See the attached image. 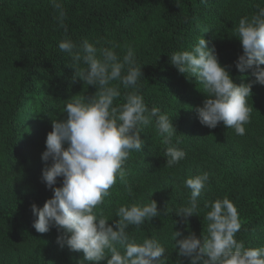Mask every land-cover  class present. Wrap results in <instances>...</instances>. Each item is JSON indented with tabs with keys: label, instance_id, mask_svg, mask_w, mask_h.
Segmentation results:
<instances>
[{
	"label": "trees",
	"instance_id": "1",
	"mask_svg": "<svg viewBox=\"0 0 264 264\" xmlns=\"http://www.w3.org/2000/svg\"><path fill=\"white\" fill-rule=\"evenodd\" d=\"M59 2L66 12L63 24L58 21L57 10L50 0H0V264L82 261L75 252L69 256L66 245L63 250L57 244L59 233L55 228L43 234L37 232L33 227L36 217L31 210L33 203L42 207L53 194L41 178L46 165H39L52 120L60 119L65 104L76 94L96 89L79 78L74 79L71 58L58 48V42L65 36L76 43L84 39L90 43L99 41L97 47L116 45L121 56L128 46L133 47L137 61L143 64L141 92L145 103L172 116L177 133L171 142L187 154L179 164L169 168L165 157L168 145L154 126L144 128L140 133L144 140L142 152H133L126 161L127 185L117 179L98 208L110 218L108 223L118 219L115 211L122 204L155 200L158 208H163L161 216L139 229L130 226L128 231L137 241L158 239L166 248L167 264L178 261L187 264V259L175 251L172 231L206 234L204 203L226 196L237 207L242 224L236 239L246 247L264 246V170L198 197L199 216L189 217L186 224H174L180 218L173 211L187 202L190 190L182 184L174 195L167 188L176 175H184L198 164L214 165L215 142L229 136L243 138L264 122V85L254 83L248 101L253 107L251 121L243 136L222 123L215 128L202 125L196 108L206 98L200 91L203 86L195 78L179 73L170 63L169 55L190 49V40L196 35L195 18L201 14L207 29L202 37L215 47L220 63L229 67L234 82L254 80L250 71L241 73L234 65L243 50L234 36L241 15L233 12L251 15L257 6L264 7V0H254L244 12L237 10L238 0ZM16 134L20 137H15ZM61 183L62 178H58L56 186ZM128 186L132 188V196L128 194ZM160 190L167 193L165 199L151 196Z\"/></svg>",
	"mask_w": 264,
	"mask_h": 264
},
{
	"label": "clouds",
	"instance_id": "2",
	"mask_svg": "<svg viewBox=\"0 0 264 264\" xmlns=\"http://www.w3.org/2000/svg\"><path fill=\"white\" fill-rule=\"evenodd\" d=\"M50 2L63 24V5L59 0ZM234 36L243 50L234 65L241 73L250 71L254 80L248 83L234 82L229 67L220 63L215 47L202 36L190 49L168 55L179 73L195 78L203 86L200 91L206 98L196 108L200 123L209 128L222 123L243 136L253 110L248 102L252 86L264 85V7L257 6L253 14L242 16ZM98 44L87 39L76 43L67 36L58 42L59 50L73 62L74 79L94 86L96 91L92 96L80 95L68 101L63 110L65 118L52 120L41 154L46 164L41 178L53 194L42 207L31 205L36 217L33 227L42 234L55 228L58 245L83 253L81 264L105 260L106 264H167L166 248L158 239L137 241L128 231L130 226L139 229L161 216L163 208H158L155 200L120 205L115 211L118 219L112 224L98 208L117 179L127 185L126 161L133 152H142L144 140L140 133L144 128L154 126L168 145L165 157L169 168L187 154L171 142L177 133L172 116L145 103L141 92L143 64L137 61L133 47L128 46L121 56L116 51L118 46L97 47ZM58 178L62 183L57 187ZM209 183L207 172L185 179L190 195L184 205L173 211L180 218L174 224H186L189 217L199 216L198 197ZM128 194L133 195L130 186ZM204 208L206 234L172 231L178 256L186 258L187 264H264V246L246 247L236 239L242 224L234 202L225 196L205 202Z\"/></svg>",
	"mask_w": 264,
	"mask_h": 264
},
{
	"label": "rangeland",
	"instance_id": "3",
	"mask_svg": "<svg viewBox=\"0 0 264 264\" xmlns=\"http://www.w3.org/2000/svg\"><path fill=\"white\" fill-rule=\"evenodd\" d=\"M236 5L237 10L244 12L252 5L254 0H238ZM233 15H241L234 11ZM203 18L198 15L195 20V26L193 31L196 32V35L190 40V48L194 45L199 36H204L206 26L204 27ZM235 30V28H234ZM203 31V32H202ZM96 89H90L87 92H80L76 96L84 95L86 97L94 95ZM75 96V97H76ZM263 107V104L259 105ZM66 114L63 113L60 119L65 118ZM15 137H20L15 135ZM45 141L43 142V149L45 150ZM42 154V153H41ZM213 156L215 158V164L213 165H202L198 164L193 168L188 169L185 174L176 175L175 180L169 183L167 187L169 193L176 195L178 193V186L184 185L186 178L195 176L202 172H207L209 174L210 183L206 190L202 191L200 197H205L210 190H222L227 187L231 182L235 180H242L258 171L264 170V122L256 125L248 134L243 138H235L229 136L219 142H215ZM40 167H44L46 164L43 161H39ZM182 176V177H181ZM152 197L159 198L163 200L166 198L167 193L163 191L154 192L151 194ZM64 250V248L62 247ZM68 255H72L74 252L77 257L82 260L83 253L72 251L69 249ZM91 264V262H89ZM99 264H106L105 261L99 262Z\"/></svg>",
	"mask_w": 264,
	"mask_h": 264
}]
</instances>
